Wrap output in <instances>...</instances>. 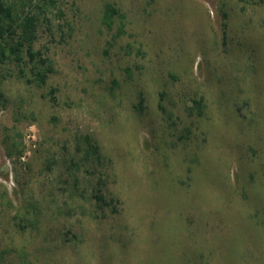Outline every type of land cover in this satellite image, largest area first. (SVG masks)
<instances>
[{
	"label": "rangeland",
	"instance_id": "374dc122",
	"mask_svg": "<svg viewBox=\"0 0 264 264\" xmlns=\"http://www.w3.org/2000/svg\"><path fill=\"white\" fill-rule=\"evenodd\" d=\"M32 7L40 54L0 65V264H264V0Z\"/></svg>",
	"mask_w": 264,
	"mask_h": 264
},
{
	"label": "trees",
	"instance_id": "16d2710c",
	"mask_svg": "<svg viewBox=\"0 0 264 264\" xmlns=\"http://www.w3.org/2000/svg\"><path fill=\"white\" fill-rule=\"evenodd\" d=\"M33 0H0V65L8 62H23L25 54H29L34 60L40 54L33 51L34 42L38 38V25L40 21L39 13L32 7ZM116 15L124 18V14L108 4L105 10L104 22L111 26ZM43 64H47V59H41ZM53 67L49 65L34 71L35 81L39 86L46 83L49 73ZM3 93L0 91V104ZM199 106L201 100H195ZM96 153L99 148L95 147ZM106 204L109 202L104 196L97 195Z\"/></svg>",
	"mask_w": 264,
	"mask_h": 264
}]
</instances>
